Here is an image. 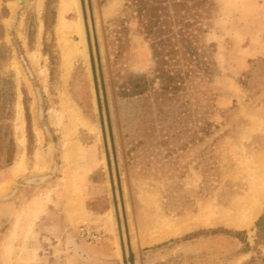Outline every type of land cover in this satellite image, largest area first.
I'll return each mask as SVG.
<instances>
[{
    "label": "rangeland",
    "instance_id": "rangeland-1",
    "mask_svg": "<svg viewBox=\"0 0 264 264\" xmlns=\"http://www.w3.org/2000/svg\"><path fill=\"white\" fill-rule=\"evenodd\" d=\"M78 2L0 0V264H264V0Z\"/></svg>",
    "mask_w": 264,
    "mask_h": 264
},
{
    "label": "bare ground",
    "instance_id": "bare-ground-1",
    "mask_svg": "<svg viewBox=\"0 0 264 264\" xmlns=\"http://www.w3.org/2000/svg\"><path fill=\"white\" fill-rule=\"evenodd\" d=\"M40 1V0H39ZM72 2H73V4H74V6L76 7V9H77V13H78V15H79V18H78V20H77V22L74 24V23H71V22H68L63 16L61 17V19H60V26L62 27V29H65V31L67 30V29H69L70 28V26L71 25H74L75 26V29H76V32H77V34L79 35V38H80V41L79 42H77V46H82L83 47V49L80 51V54H81V52H82V54H85L86 55V50H85V34H84V30H83V23H82V18H81V11H80V5H79V2H78V0H71ZM65 2V1H64ZM66 4V3H65ZM66 6V5H65ZM65 6H64V8H65ZM67 6H68V4H67ZM63 9V8H62ZM71 9V8H70ZM63 13V12H62ZM76 47V46H75ZM78 48V47H77ZM79 49V48H78ZM33 59V58H32ZM36 60V59H35ZM38 61V60H37ZM46 71V70H45ZM47 73V72H46ZM41 76H42V74H41ZM45 78V77H44ZM21 115V114H20ZM19 115V116H20ZM21 118V117H20ZM75 123V122H74ZM23 134V133H22ZM24 135V134H23ZM20 146H24L25 145V139H24V136H22V138H21V140H20ZM68 144V143H67ZM79 149V148H78ZM81 151V150H80ZM82 153H83V151H82ZM76 179V178H75ZM78 180V179H77ZM81 180V179H80ZM80 180H78L79 182H80ZM82 182V181H81ZM77 184V183H76ZM262 189V188H261ZM259 192V191H258ZM263 192V191H262ZM259 194V193H258ZM259 196V195H258ZM257 196V197H258ZM262 198H264V192H263V195H262ZM261 198V199H262ZM260 199V200H261ZM254 201V200H253ZM256 203V202H255ZM257 204V203H256ZM255 204V205H256ZM261 206V205H260ZM257 208V207H256ZM223 210V209H222ZM250 212V211H249ZM251 213V212H250ZM250 216H248L247 218H251V216H252V213L251 214H249ZM255 216V215H254ZM38 217V214L36 215V218ZM79 217V216H78ZM210 218V217H209ZM209 218H206L204 221H203V219H202V221L200 222V220H199V222L202 224H206V225H208V224H211L213 221L211 220V219H209ZM244 220V219H243ZM248 221H249V219H248ZM245 222H247L246 221V219H245ZM247 224V223H246ZM167 227H168V229L162 234V237H165V236H168V235H172V234H179V233H181L184 229H187V228H190L191 226H185V227H179V226H176V225H173V224H167L166 225ZM114 232V231H113Z\"/></svg>",
    "mask_w": 264,
    "mask_h": 264
},
{
    "label": "trees",
    "instance_id": "trees-1",
    "mask_svg": "<svg viewBox=\"0 0 264 264\" xmlns=\"http://www.w3.org/2000/svg\"><path fill=\"white\" fill-rule=\"evenodd\" d=\"M262 221L263 219L260 218V220L257 222V226L259 227V230H258L259 234L262 232V228H260V226L262 225ZM238 235H241V234H238Z\"/></svg>",
    "mask_w": 264,
    "mask_h": 264
},
{
    "label": "flooded vegetation",
    "instance_id": "flooded-vegetation-1",
    "mask_svg": "<svg viewBox=\"0 0 264 264\" xmlns=\"http://www.w3.org/2000/svg\"><path fill=\"white\" fill-rule=\"evenodd\" d=\"M36 180H38V179H36ZM35 179L34 180H31V182H35V183H38L37 181H36Z\"/></svg>",
    "mask_w": 264,
    "mask_h": 264
},
{
    "label": "water",
    "instance_id": "water-1",
    "mask_svg": "<svg viewBox=\"0 0 264 264\" xmlns=\"http://www.w3.org/2000/svg\"><path fill=\"white\" fill-rule=\"evenodd\" d=\"M130 253L132 254V251H130Z\"/></svg>",
    "mask_w": 264,
    "mask_h": 264
}]
</instances>
